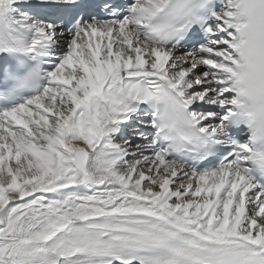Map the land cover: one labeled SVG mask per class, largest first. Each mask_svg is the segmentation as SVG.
I'll return each mask as SVG.
<instances>
[{"label": "snow or ice", "instance_id": "6c2138e0", "mask_svg": "<svg viewBox=\"0 0 264 264\" xmlns=\"http://www.w3.org/2000/svg\"><path fill=\"white\" fill-rule=\"evenodd\" d=\"M0 264H264V0H0Z\"/></svg>", "mask_w": 264, "mask_h": 264}]
</instances>
